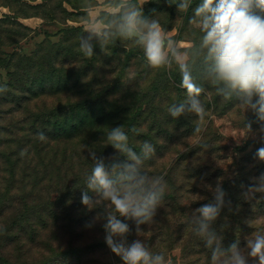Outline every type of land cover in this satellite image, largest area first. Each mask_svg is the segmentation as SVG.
<instances>
[{
	"label": "trees",
	"instance_id": "obj_1",
	"mask_svg": "<svg viewBox=\"0 0 264 264\" xmlns=\"http://www.w3.org/2000/svg\"><path fill=\"white\" fill-rule=\"evenodd\" d=\"M9 1L18 4L22 2ZM64 2L69 3L70 0ZM12 18H15L12 25L22 27L17 23L16 17ZM17 26L16 29H11V32L8 31L7 39L13 41L17 38L16 35L21 32ZM22 28L28 30L27 27ZM78 30L68 29V37L57 43L41 42L31 55L12 53L0 58V86H7V91L0 94V120L7 118L6 114L12 117L14 113L10 110L3 111L2 107L5 105L25 114L16 124L11 118L6 129L9 133H4L18 136L14 148L11 146V139L3 140L7 148H11V152L7 154L6 171L10 177L6 186L12 190L16 184H20L16 187L17 193L11 194L13 198L5 199L3 195L0 200V218L4 217L6 208L18 210V213L10 217L9 225L0 229V264L4 261L5 239L7 236L18 237L13 233L15 227H22L24 223L30 222L37 225L39 232L61 230L73 225L86 227L95 214L86 211L81 204V193L86 188V176L93 164L87 158V151H95L97 155L109 157L115 154V150L110 145L107 146L106 135L93 141L87 137L90 141L84 144L85 150L80 146L81 154L77 153L72 143L85 135L89 129L118 119L124 110L113 109L109 104V98L118 89L110 86L95 90V83L90 85L78 81L85 76L80 73L77 74L76 82L70 84L72 75L62 74L61 69H57L60 61L71 60L75 63L83 60L86 67L82 71L85 72L97 60L95 55L99 50L98 45L94 49V55L87 57L77 43H71L70 35L76 34ZM22 35H26L25 32ZM174 74L173 71L169 76L174 77ZM175 75L180 82L179 73ZM161 84L158 82L148 92L143 93L141 100L132 107L135 110L132 117L126 123L119 124L124 126L129 136V145L135 151L139 152L145 141L155 147V154L144 162V171L150 175L162 176L167 182L166 193L154 221L142 226L143 233L151 235L147 243L150 249L163 254L166 259L168 252L179 248L184 264H209L210 250L193 234L190 219L185 218L186 215L183 216L184 219L176 226L174 236L169 230V222L175 216H182L186 212L183 204L194 196L197 185L219 178L217 173H210L208 163H205L207 157L216 154L217 149L212 145L216 138L210 139L206 131L201 133L200 130L196 143L185 144L197 134L190 132L195 131L198 125L190 123L183 115L176 119L170 116L160 100ZM50 99H57L59 103L53 105ZM218 106V100L212 104L215 110H218ZM210 107L208 104V108ZM17 125L18 132L23 133H10ZM143 127L145 132L141 133ZM2 128L0 127V130ZM40 132L45 134L46 140L39 139ZM85 139L81 138L79 142ZM183 144L186 147L181 149ZM259 147L260 145H255L251 148L248 159L255 160V152ZM175 149L179 150H176L169 163H161ZM22 151L25 153L23 156L20 154ZM17 173L21 177L19 181L15 180ZM250 174L246 162L240 161L234 177L222 184L226 193L225 205L212 228L223 237L222 243L225 247L237 240L243 247L248 236L264 232V227L260 229L254 224L258 220L256 216L264 217V213L255 211V203L251 204L250 200H246L242 195L252 184L247 181ZM15 202L18 203L17 207ZM129 223L131 224L130 221ZM131 226L133 232L128 237L129 242L135 240V226Z\"/></svg>",
	"mask_w": 264,
	"mask_h": 264
},
{
	"label": "clouds",
	"instance_id": "obj_2",
	"mask_svg": "<svg viewBox=\"0 0 264 264\" xmlns=\"http://www.w3.org/2000/svg\"><path fill=\"white\" fill-rule=\"evenodd\" d=\"M166 2L183 14L191 9L188 23L198 30V42L181 47L167 35L155 9L152 17L145 16V3L107 0L110 12L98 15L94 5L86 6L85 34L79 39L81 52L92 57L97 45L103 52L110 42L120 39L139 47L150 68L175 66L186 95L168 108L173 119L182 115L204 118L206 109L200 97L205 89L201 81L207 82L223 100L234 101L245 114L255 115L258 127L253 129L251 121L245 122L243 139L261 145L254 158L264 162V0H199L195 7L193 0ZM6 91V85L0 86V94ZM195 131L200 132V128ZM38 137L47 139L43 132ZM106 140L114 155L104 157L87 151L93 164L81 204L95 215L85 226L101 224L105 244L122 264H168L163 254L153 252L143 240H128L133 232L131 225L140 237L142 226L154 221L166 193L164 177L144 171V162L155 154V147L145 141L140 151H135L122 125L111 126ZM251 179L252 184L242 193L246 200L264 194V173ZM206 187L212 200L191 211L190 224L193 234L210 250L209 264H264V232L248 236L243 247L239 240L223 245V237L212 225L225 205L226 193L219 181L215 187Z\"/></svg>",
	"mask_w": 264,
	"mask_h": 264
},
{
	"label": "rangeland",
	"instance_id": "obj_3",
	"mask_svg": "<svg viewBox=\"0 0 264 264\" xmlns=\"http://www.w3.org/2000/svg\"><path fill=\"white\" fill-rule=\"evenodd\" d=\"M21 1L18 4V2H10L9 0H0V58H5L6 55L12 53L31 55L43 41L57 43L65 40L68 37L66 35L68 29H79L76 34L70 35V39L72 38L71 43L79 45L80 37L85 34L86 17L88 15L86 6L89 3L94 5L98 15L111 11L107 7V0H70L69 3L64 2V0ZM136 3L138 5L144 4L145 0H136ZM197 3H199L197 0H193V7ZM153 9H155L156 18L160 21L167 35L173 38L181 47L188 48L194 41L198 42V30L194 25L190 26L188 23V18L192 15L191 9L187 14H183L177 11L175 5L169 6L166 0H147L143 5L145 16L152 17L154 15ZM12 17H16L17 23L19 22L22 27H27L28 30L25 31L15 24L12 25L13 20H15ZM16 26L18 30H21L16 35L17 38L13 41L7 39L8 31L11 32V29H16ZM24 32L26 35L23 36L22 33ZM95 56L97 60L85 72L82 71L86 67L83 60L75 63L71 60H68V62L60 61L57 69H61L62 74L72 75L69 81L70 84L76 82L78 79L77 74L80 73L85 76L78 81L90 85L95 83V88L93 87L95 90L110 86L118 89L109 98V104L111 108L123 109L124 112L119 115L118 119L89 129L85 135L75 139L72 145L77 153L81 154L80 146L85 150L84 144L90 139L92 141L102 139L111 126L126 123L134 114L135 110L132 107L138 100H141V95L152 89L158 82L162 83L160 100L163 101L167 109L173 103L181 102L185 98V89L181 87V81L179 82L175 75L178 73L176 67L150 68L144 59L142 50L131 41L114 40L109 43L103 52L99 48ZM173 71L175 72L174 77L169 76ZM1 73H4V71H1ZM201 84L205 89L200 97L206 109L204 118L201 120L194 115L183 116L190 123L198 125L202 130L201 133L206 131L210 139L216 138V141L212 142V145L217 149L216 154L207 157L205 163H208L210 173H217L219 178L197 185L194 196L185 200L183 206L187 209L186 212L182 216H175L169 222V230L173 236L176 234L177 224L184 219V215H186L185 218L190 219L193 209L212 200V193L206 185L215 187L218 181L222 185L225 180L233 178L240 161L246 162L251 172L250 176L247 177V181L249 180L251 183V178L264 173V162L248 159L251 148L260 144L253 142L251 139H243L246 132L245 122L251 121L253 129L258 127L255 115L251 112L245 114L234 101L223 100L207 82L201 81ZM217 100L219 106L218 110H215L212 108V104ZM49 101L53 105L59 103L57 99L53 101L50 99ZM208 104L211 105L210 108H208ZM10 108L9 105L2 107L3 111H13L12 117L6 114L5 117L7 118L0 120V127H3L0 130V133H2L0 134V200L3 195H5V199L13 198L11 194L17 193L16 187L20 184H16L12 190L6 186L10 177L6 171L8 168L7 154L9 151L11 152V148H7L3 140L6 138L11 139V146L14 148L16 147L15 139L17 135H6L4 133H9L6 129L11 118L16 124L25 117L22 111L16 112V109ZM18 128L17 125L10 133H23L18 132ZM136 129L140 130L139 127H136ZM142 132H145V127L141 130ZM190 133H197L185 143L192 145L198 141L199 132L193 130ZM81 138L87 139L79 142ZM185 144L180 148L184 149ZM176 150L179 149L171 152L161 163L168 164L172 156L175 155ZM13 158L17 159L16 157ZM20 178L17 173L15 180L19 181ZM262 196L264 194L258 193L256 198L250 200V202L251 204L255 203V211L263 214L264 198H261ZM14 205L17 207L18 203L15 202ZM15 213H18V210L12 211V208H6L4 217L0 218V229L9 225V219ZM256 218L258 220L254 224L262 229L264 227V217L256 216ZM13 233L20 239L7 236L2 264H122L119 257L111 253L105 244L104 231L100 223H96L90 228L73 225L61 230H40L39 232L37 225L30 222L24 223L22 227H15ZM150 236V233H141L140 237L135 234V239L139 238L147 244ZM191 244L188 243V245ZM168 253L166 259L168 264L185 263L181 260V249H174Z\"/></svg>",
	"mask_w": 264,
	"mask_h": 264
}]
</instances>
